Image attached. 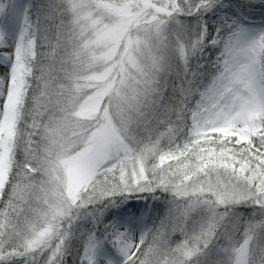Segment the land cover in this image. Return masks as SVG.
I'll list each match as a JSON object with an SVG mask.
<instances>
[{"label":"snow or ice","instance_id":"snow-or-ice-1","mask_svg":"<svg viewBox=\"0 0 264 264\" xmlns=\"http://www.w3.org/2000/svg\"><path fill=\"white\" fill-rule=\"evenodd\" d=\"M222 7L0 0V264H264V28Z\"/></svg>","mask_w":264,"mask_h":264},{"label":"trees","instance_id":"trees-1","mask_svg":"<svg viewBox=\"0 0 264 264\" xmlns=\"http://www.w3.org/2000/svg\"><path fill=\"white\" fill-rule=\"evenodd\" d=\"M45 2L46 0H23V4H25L24 7L30 11L33 20H35L36 18L38 6ZM239 3L240 4H236L235 7H231L229 2L223 8L222 10L223 14L221 17H217V18H213L212 20H209L210 21L209 27L215 29V27L217 26V22L225 16L232 17L233 19H237L240 21L241 24H244V22L247 19L253 20V19H259L258 17H261L259 14L255 15L257 13V8L259 4L247 5L244 2V0H240ZM259 24L264 28V20H262V22H260ZM215 54L217 53H213V55ZM148 205H151L152 211L148 210L147 207ZM129 206H135L140 209V212L137 213V219L140 218L142 215L143 223L148 226H151V224L157 220V217L159 215H162L163 205L159 201H151V200L145 201V200L133 199L128 201V203L124 205V207H129ZM243 210H244L243 208L239 209L241 213L243 212ZM90 226L91 225H88V227ZM83 230L86 231L87 228H84ZM81 239H83V237L73 241L74 250H73V254L67 258L68 264H78L77 250H81L82 248L80 243Z\"/></svg>","mask_w":264,"mask_h":264},{"label":"rangeland","instance_id":"rangeland-1","mask_svg":"<svg viewBox=\"0 0 264 264\" xmlns=\"http://www.w3.org/2000/svg\"><path fill=\"white\" fill-rule=\"evenodd\" d=\"M224 2V7L230 2V6L231 7H235L236 4H240V0H223ZM17 4H18V0H17ZM25 5V4H24ZM223 7V8H224ZM219 12L218 15H215ZM222 8H218L214 13L210 14V16L208 17L209 20H211V18H215V17H221L222 16ZM260 15L261 17H258L259 19H247L244 24H242L243 26H245L247 29H249L250 31L254 32L256 30H259L261 28H263L262 26H260V22H262V20H264V5L259 4L258 8H257V13L255 15ZM188 23L191 24L193 23V18H188ZM3 65H0V71H3ZM161 202V201H159ZM243 212L241 213L245 218H247L249 215H251L253 209L251 207H245L243 208ZM246 211V212H245ZM139 219V218H138ZM174 238H179L178 234L176 237ZM239 239V236L237 237Z\"/></svg>","mask_w":264,"mask_h":264},{"label":"bare ground","instance_id":"bare-ground-1","mask_svg":"<svg viewBox=\"0 0 264 264\" xmlns=\"http://www.w3.org/2000/svg\"><path fill=\"white\" fill-rule=\"evenodd\" d=\"M18 6H22V2H21V0H19L18 1ZM12 21H10V23H11Z\"/></svg>","mask_w":264,"mask_h":264}]
</instances>
